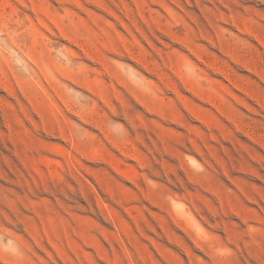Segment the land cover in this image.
Instances as JSON below:
<instances>
[{
	"label": "rangeland",
	"instance_id": "374dc122",
	"mask_svg": "<svg viewBox=\"0 0 264 264\" xmlns=\"http://www.w3.org/2000/svg\"><path fill=\"white\" fill-rule=\"evenodd\" d=\"M0 264H264V0H0Z\"/></svg>",
	"mask_w": 264,
	"mask_h": 264
}]
</instances>
